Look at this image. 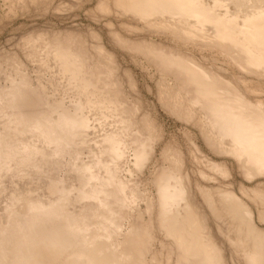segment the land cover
Segmentation results:
<instances>
[{
	"label": "bare ground",
	"instance_id": "1",
	"mask_svg": "<svg viewBox=\"0 0 264 264\" xmlns=\"http://www.w3.org/2000/svg\"><path fill=\"white\" fill-rule=\"evenodd\" d=\"M6 2L0 264H264V0Z\"/></svg>",
	"mask_w": 264,
	"mask_h": 264
},
{
	"label": "rangeland",
	"instance_id": "2",
	"mask_svg": "<svg viewBox=\"0 0 264 264\" xmlns=\"http://www.w3.org/2000/svg\"><path fill=\"white\" fill-rule=\"evenodd\" d=\"M7 2L6 0H0V69H11V66L6 64L5 56L16 52L19 57L22 58V54L19 50L18 43L21 38L24 37L32 29H42V28H55V27H68L72 25H79V27H86L87 25H92L93 27H98L97 24L91 22L85 15V9L79 10L78 12L65 13V15H56L52 12H47L45 14H36V12L31 14H21L11 19H3L7 12ZM6 7V8H5ZM90 6L87 5L88 9ZM3 15V17H2ZM30 64V65H29ZM32 63H27L28 72L31 77L35 78V68ZM35 69V70H33ZM33 71V73H31ZM137 72H139L137 70ZM34 74V75H33ZM142 86H143V81ZM145 100L148 105L156 106V114L160 121L164 124L165 138L169 139L171 136L180 137L182 125L180 122L176 121L174 118L165 113L160 106L157 104L156 98L153 94L147 91L143 92ZM152 163L144 170L142 176L148 177L150 169L152 168ZM62 173H65L63 171Z\"/></svg>",
	"mask_w": 264,
	"mask_h": 264
}]
</instances>
